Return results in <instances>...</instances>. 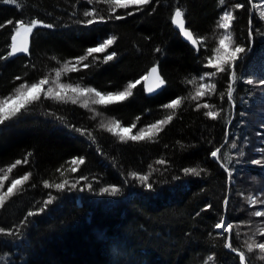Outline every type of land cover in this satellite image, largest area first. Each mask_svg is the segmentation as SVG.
I'll use <instances>...</instances> for the list:
<instances>
[{
  "label": "trees",
  "instance_id": "1",
  "mask_svg": "<svg viewBox=\"0 0 264 264\" xmlns=\"http://www.w3.org/2000/svg\"><path fill=\"white\" fill-rule=\"evenodd\" d=\"M261 1L225 0L221 5L219 0H152L141 11L136 6L117 9L115 15L125 16L123 20L107 19L95 25L75 21L87 19L83 12L92 8L97 15H112V6L104 0H94L92 5L87 0H18L19 6L0 2V25H5L0 28V56L10 51L14 25L8 20L35 18L54 25L40 27L29 37V55L0 60V100L20 83L45 76L50 81L45 90L55 87L51 83L55 70L67 61L75 63L87 48L109 36L116 40L106 52L85 61L92 67L78 65L76 71L63 74L60 82L104 93L122 91L129 82L146 76L153 65L167 81L148 95L142 80L132 97L112 105L89 102L84 107V99L91 100V94L77 98L76 104L42 94L10 126H0V177L17 159L28 162L8 173L5 185L29 176L0 206V228L4 229L0 264H240L239 255L225 247L228 236L236 251L245 254V264H264V253L256 248L249 252L247 247L264 242L259 233L264 217L252 215L256 204L248 199L256 193L258 200H264V163H251L264 161V152L257 151L264 149V85L259 84L264 79V19L256 13ZM237 3L245 7L235 9ZM178 6L198 41L196 50L173 27L171 17ZM225 10L235 17L229 29L234 42L247 49L236 64L239 79L231 102L226 92L230 73L199 80L214 71L205 65L225 34L217 27ZM111 52L116 57L104 63L103 57ZM17 76L24 80H15ZM193 78L197 82L189 84ZM199 83H216L217 90L194 101L191 95ZM177 98L182 99L177 109L163 107ZM203 103L221 113L217 120L203 114L208 109L197 108ZM168 115L172 121L143 141H121L101 127L115 121L131 127L140 117L132 129L135 134ZM233 142L236 148L231 147ZM216 148L222 149L218 158L224 167L210 155ZM80 157L84 164L71 163ZM73 167L76 172L71 171ZM185 168L207 171L185 175ZM130 172L147 175L151 188ZM64 181L68 182L65 189L54 187ZM45 182L53 187L45 188ZM73 183H77L75 189L70 187ZM110 186L120 191L116 195L101 192ZM50 198L52 203L46 204ZM29 212L34 215L29 217ZM224 215L233 229L221 234L215 224Z\"/></svg>",
  "mask_w": 264,
  "mask_h": 264
},
{
  "label": "snow or ice",
  "instance_id": "2",
  "mask_svg": "<svg viewBox=\"0 0 264 264\" xmlns=\"http://www.w3.org/2000/svg\"><path fill=\"white\" fill-rule=\"evenodd\" d=\"M5 5H18V0H0ZM105 3L110 4L112 6L111 13L107 17L97 15V10L92 8L91 10H85L83 12V16L87 19L81 21L77 20L75 23L80 24L83 23L85 25H95L96 23H103L107 19H114V20H123L125 16L123 15H115L117 9H129L132 6H136V11H141L145 7H147L152 0H104ZM225 0H219V3L223 5ZM89 5L94 3V0H87ZM75 7V6H74ZM235 9L244 8L245 5L241 3H237L233 6ZM75 14V13H73ZM132 12H128L127 15H132ZM185 14L181 11V8L178 6L171 17L172 23L177 25L179 28L180 33L191 42L192 45H197L198 41L194 38V32L189 29V26H186ZM262 19H264V14H262ZM235 17L232 11L225 10L222 16L219 18L217 22V27L219 29H223L225 34L221 35L218 39V46L214 49V55L208 57L207 63L205 67L214 69V71L206 72L199 77L200 81H204L206 78H213L216 77L218 74L223 73H230L229 81L226 92H227V100L231 102L233 100V92L235 88V84L239 79V76L236 71V64L239 59H242V54H244L247 49L245 47L236 44L233 40L232 34L229 32L230 27L234 21ZM9 25H14L13 27V34L11 35V43L9 45L10 51L7 52L6 56H0V60H6L8 58L14 57L17 54H30L29 49V37L35 35V30L43 27L47 29H51L54 27L51 23H44L42 20L39 19H30L29 21L25 20H8L6 22ZM252 21H249V25L251 26ZM5 25H0V28H3ZM253 34L252 31L249 32L251 36ZM115 36H109L108 38L104 39L101 43H99L95 47H89L86 49L84 55L79 56L76 58L75 63L71 61L65 62L62 68L55 70V79L51 81V83L55 87H48L45 90V86L49 84V78L45 76L44 78L39 79L36 82H22L19 84L18 87L15 89V95H9L5 97L3 100H0V126H10V122L17 118L19 114H21L22 110H26V106L32 104L34 101L41 100V96L45 98H51L58 101L67 102L71 100L72 104L77 103V98L80 97H87L91 94L92 99H84L83 106L87 107L89 102L94 105H112L116 102H123L128 100L130 97L134 95L133 90L137 87L138 84L141 83L142 80H147L149 76H154L156 81V89H161L162 86L166 85V79L163 78L162 73L159 72L158 68L153 66L148 73V76L141 77L140 80H136L134 82H129L127 86L122 91L116 92H102L98 91L93 87H82L79 84L73 86L71 83H61L60 78L63 74L76 71L78 65H82L83 68L87 69L92 67L93 65L89 63H85L89 59L96 60L97 57L94 55L96 53H104L106 50L115 42ZM157 52L161 51V49H156ZM115 52H111L106 54L103 57V62L107 63L112 61L116 57ZM55 59V57H53ZM34 67V65H33ZM15 80H24L23 77L17 76L14 78ZM197 81L195 78L188 81L189 84H195ZM246 83L253 84V80H247ZM260 85H264V79L259 80ZM217 84L216 83H199L196 87L195 93L191 95V99L194 101L200 100L202 97L208 96L211 93L216 92ZM148 92H154V89L149 87L147 89ZM69 93L75 94L74 97L69 96ZM223 95V93H221ZM182 103L181 98L173 99L170 103L163 105L165 109H177ZM203 107L208 109L203 114L212 119L217 120L218 117L221 115L219 111L212 110L213 105L210 103H203L197 104V108ZM173 116L168 115L165 119L157 120L155 123H151L146 129L140 128L135 134L132 133V129L137 127V123L140 120V117L136 118V122L132 124L131 127H122L119 121L111 122L107 125H101V127H105L108 132L113 133L114 135L119 136L121 141H143L146 139H151L156 133L161 131V127L163 125H167L170 121H172ZM74 131L84 135L85 132L81 128H74ZM226 136L228 135L227 132L225 133ZM90 138L92 136L91 133L87 134ZM236 143L233 142L231 144L232 148H236ZM221 148H216L214 151L210 153L211 157L217 158L218 155L221 153ZM257 151L264 152V149H257ZM240 155L243 156L244 152L241 150ZM31 156V153H29ZM27 163L28 160L25 159L22 161L21 159H17L15 163H13L10 167L7 168L3 177H0V188L5 186V181L8 178V173H12L13 169H15L21 163ZM71 163L73 165H82L85 163L84 158H74ZM156 163L163 164V160H158ZM252 164L260 165L264 163V161L253 159L251 161ZM221 167H224L221 164ZM72 172H76L77 168L73 167L71 169ZM185 175H193V176H200L201 173H206V169L204 168H185L184 170ZM225 171L228 172L229 177L232 176V173L225 168ZM130 176L139 180L142 184H144L149 189L151 188V184L149 182V178L147 175H138L136 172H130ZM81 179H86V177L81 176ZM29 180L28 175H23L19 179H12L10 185L7 186V190L0 192V206H3L5 200L12 196L14 190L22 185L25 181ZM67 181L63 183H57L54 187L57 190H63L67 186ZM78 183V182H77ZM77 183H73L70 187L75 189L77 187ZM45 188L53 187L48 182L44 183ZM87 187L91 188V185H87ZM120 191L119 188L115 186L101 188L102 193H107L109 195H116ZM52 199L45 201L46 204H51ZM251 204L262 203L264 204V200H258L256 197H249L248 198ZM224 204L227 206L229 204L228 197L224 198ZM206 207H210L206 206ZM29 217L33 216V212H29L27 214ZM199 215V213H197ZM255 217H264V210H256L252 213ZM216 229L222 230L221 234L228 233L230 230L233 229V224L228 223L227 220L221 216L220 221L215 224ZM0 232H4L3 228H0ZM260 235L264 236V228L259 230ZM225 247L231 249L232 251H236L231 243V239L225 243ZM248 251L252 252L254 248L259 249L261 253H264V242L259 243H249L248 244ZM211 259V257H209ZM240 264H245L246 256L243 252L239 253Z\"/></svg>",
  "mask_w": 264,
  "mask_h": 264
},
{
  "label": "water",
  "instance_id": "3",
  "mask_svg": "<svg viewBox=\"0 0 264 264\" xmlns=\"http://www.w3.org/2000/svg\"><path fill=\"white\" fill-rule=\"evenodd\" d=\"M173 24V23H172ZM173 27L180 33V31H179V28H178V26L177 25H174L173 24ZM181 34V33H180ZM181 37H182V39L183 40H185L186 42H188L192 47H193V49H195L196 50V48L198 47V44L197 45H192L191 44V42L190 41H188L182 34H181ZM21 54H23V53H21ZM18 55V54H17ZM16 55V56H17ZM153 66H155V67H157L158 68V66L157 65H153ZM152 66V67H153ZM151 67V68H152ZM150 68V69H151ZM149 69V70H150ZM158 70H159V68H158ZM148 73H149V71L146 73L147 75L146 76H148ZM143 85H144V88H145V92L148 94V95H153L154 93H156V92H158L160 89H156V81H155V77L154 76H149L148 77V79L145 81V80H143ZM149 87H151V88H153L154 89V92H152V93H150V92H148L147 91V89L149 88ZM163 87V86H162ZM161 87V88H162ZM233 104V103H232ZM233 111H234V104H233V110H232V113H233ZM214 160L215 161H217V163L221 166V164H222V162L221 161H219V158L217 157V158H214ZM223 205H225V204H223ZM225 216V215H224ZM226 217L227 216H225L224 218L226 219ZM227 220V219H226ZM222 231V230H221ZM230 232H231V230H230ZM230 232H228V233H230ZM229 241V236H228V240H227V242ZM229 249V248H228ZM234 253H237L238 255H239V251H233Z\"/></svg>",
  "mask_w": 264,
  "mask_h": 264
},
{
  "label": "rangeland",
  "instance_id": "4",
  "mask_svg": "<svg viewBox=\"0 0 264 264\" xmlns=\"http://www.w3.org/2000/svg\"><path fill=\"white\" fill-rule=\"evenodd\" d=\"M262 3L261 4H258L257 5V9H256V13L258 14H260V15H262V14H264V0H262L261 1ZM41 79V78H40ZM16 93L15 92H13L11 95L12 96H14ZM7 186H9V183H6V185L3 187L4 189L2 190V188H0V192H1V190H2V192L3 191H6L7 190ZM252 187V186H251ZM254 188V187H253ZM255 197L256 198H258V196L259 195H257L256 193H255ZM257 204H259V208H257L256 206H257ZM256 206H255V211L256 210H264V209H262L263 207H264V205L262 206V203H256ZM262 228H264V225H263V227ZM228 239V238H227Z\"/></svg>",
  "mask_w": 264,
  "mask_h": 264
},
{
  "label": "bare ground",
  "instance_id": "5",
  "mask_svg": "<svg viewBox=\"0 0 264 264\" xmlns=\"http://www.w3.org/2000/svg\"><path fill=\"white\" fill-rule=\"evenodd\" d=\"M252 10H253V7H252ZM142 82H143V81H142ZM226 141H227V139L225 140V142H226ZM225 142H224V143H225ZM226 219H227V218H226Z\"/></svg>",
  "mask_w": 264,
  "mask_h": 264
}]
</instances>
